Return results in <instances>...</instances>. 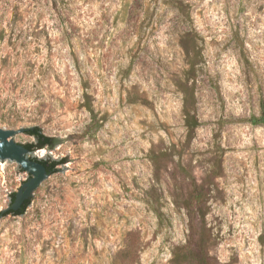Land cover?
<instances>
[{
    "label": "rangeland",
    "instance_id": "374dc122",
    "mask_svg": "<svg viewBox=\"0 0 264 264\" xmlns=\"http://www.w3.org/2000/svg\"><path fill=\"white\" fill-rule=\"evenodd\" d=\"M261 103L264 0H0V264H264Z\"/></svg>",
    "mask_w": 264,
    "mask_h": 264
},
{
    "label": "water",
    "instance_id": "95a60500",
    "mask_svg": "<svg viewBox=\"0 0 264 264\" xmlns=\"http://www.w3.org/2000/svg\"><path fill=\"white\" fill-rule=\"evenodd\" d=\"M28 129L7 130L0 128V162L5 165L19 166L29 177L14 193V200L10 205L0 211V220L7 212H18L25 201L33 200L37 194L49 183L46 166L29 157L31 153L24 145L16 143L19 139L16 135L25 134ZM30 201V202H31Z\"/></svg>",
    "mask_w": 264,
    "mask_h": 264
},
{
    "label": "trees",
    "instance_id": "16d2710c",
    "mask_svg": "<svg viewBox=\"0 0 264 264\" xmlns=\"http://www.w3.org/2000/svg\"><path fill=\"white\" fill-rule=\"evenodd\" d=\"M249 122L252 125H264V104L263 103H261L260 115L258 117L250 118ZM25 134L29 135L30 137H32L34 139V142L24 144V146L30 152H33L35 150L44 149V148L52 150L56 145L59 144V140L57 138L46 136L39 127L29 128L25 132ZM33 159L44 164L46 166L48 172L50 173V175L54 173L56 166L65 163V160L60 161V162L53 161L51 163H48L46 161L37 160L36 158H33ZM13 200H14V194L11 195V201H13ZM30 201H31L30 199L25 201L24 204L22 205V208L18 212H15V213L7 212L5 214V216L6 215H13V216L23 215L25 213L27 207L29 206Z\"/></svg>",
    "mask_w": 264,
    "mask_h": 264
}]
</instances>
